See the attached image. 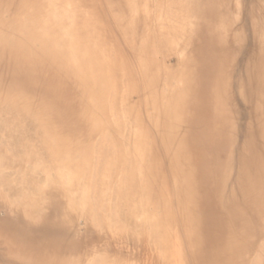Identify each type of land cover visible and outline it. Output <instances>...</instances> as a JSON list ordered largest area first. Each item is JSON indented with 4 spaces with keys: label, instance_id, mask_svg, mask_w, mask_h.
Returning a JSON list of instances; mask_svg holds the SVG:
<instances>
[{
    "label": "bare ground",
    "instance_id": "6f19581e",
    "mask_svg": "<svg viewBox=\"0 0 264 264\" xmlns=\"http://www.w3.org/2000/svg\"><path fill=\"white\" fill-rule=\"evenodd\" d=\"M98 2L0 0V264H264V0Z\"/></svg>",
    "mask_w": 264,
    "mask_h": 264
},
{
    "label": "rangeland",
    "instance_id": "374dc122",
    "mask_svg": "<svg viewBox=\"0 0 264 264\" xmlns=\"http://www.w3.org/2000/svg\"><path fill=\"white\" fill-rule=\"evenodd\" d=\"M96 1V3L99 5V2H98V0H95ZM241 20L242 21H246V22H248L249 23V21H248V16H247V14H246V11L244 10V11H242V13H241ZM248 45H249V42H248ZM245 117H246V119L248 118V115H247V113H245ZM181 213V208L180 207H177V208H175V216L177 217L179 214ZM119 249H121L122 250V248L121 247H119ZM118 250V248H116V249H114V252H116ZM123 250H127V248L125 247Z\"/></svg>",
    "mask_w": 264,
    "mask_h": 264
}]
</instances>
